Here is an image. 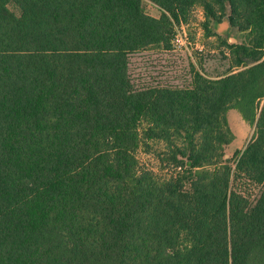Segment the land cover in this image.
<instances>
[{
    "label": "trees",
    "instance_id": "1",
    "mask_svg": "<svg viewBox=\"0 0 264 264\" xmlns=\"http://www.w3.org/2000/svg\"><path fill=\"white\" fill-rule=\"evenodd\" d=\"M148 1L0 0V264H264V0ZM198 5L237 71L135 82ZM233 109L255 135L226 159Z\"/></svg>",
    "mask_w": 264,
    "mask_h": 264
},
{
    "label": "rangeland",
    "instance_id": "2",
    "mask_svg": "<svg viewBox=\"0 0 264 264\" xmlns=\"http://www.w3.org/2000/svg\"><path fill=\"white\" fill-rule=\"evenodd\" d=\"M19 15V11L10 6ZM147 15L160 18L161 9L154 3L144 0ZM230 15L228 10L227 16ZM204 10L198 5L190 14L187 25H182L178 35L182 43L173 46V51L145 52L130 59L131 72L138 84L160 83L175 86H188L192 82V66L195 70L210 79H218L237 69L232 68L229 60V50L223 41L229 44H240L245 41V35L230 28L227 18L218 28L211 29L208 35L204 31ZM210 36V37H209ZM264 108V100L260 110ZM229 127L234 135L232 144L225 148V158L232 159L237 151H243L255 135V126L248 125L237 110H231L227 115ZM150 149L142 148L137 158L142 168L153 170L160 179L167 177V173L159 168L157 152L164 145L157 142L150 143Z\"/></svg>",
    "mask_w": 264,
    "mask_h": 264
},
{
    "label": "built area",
    "instance_id": "3",
    "mask_svg": "<svg viewBox=\"0 0 264 264\" xmlns=\"http://www.w3.org/2000/svg\"><path fill=\"white\" fill-rule=\"evenodd\" d=\"M182 42H183V39L180 38L179 35H177L176 38H175V40H174V42H173V44L174 45H178V43H182Z\"/></svg>",
    "mask_w": 264,
    "mask_h": 264
}]
</instances>
